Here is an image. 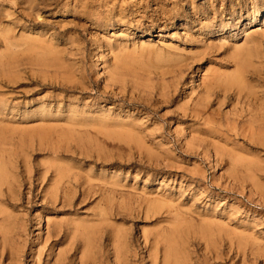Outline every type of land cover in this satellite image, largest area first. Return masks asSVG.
<instances>
[{"label":"rangeland","instance_id":"rangeland-1","mask_svg":"<svg viewBox=\"0 0 264 264\" xmlns=\"http://www.w3.org/2000/svg\"><path fill=\"white\" fill-rule=\"evenodd\" d=\"M0 83V264H264V0H0Z\"/></svg>","mask_w":264,"mask_h":264},{"label":"bare ground","instance_id":"bare-ground-1","mask_svg":"<svg viewBox=\"0 0 264 264\" xmlns=\"http://www.w3.org/2000/svg\"><path fill=\"white\" fill-rule=\"evenodd\" d=\"M32 43H33V41H32ZM38 47H39V46H38ZM235 71H236V70H235ZM236 73H237V74H235V75L232 77V78H233V81H235L237 78H239V73H240V72L237 71ZM9 77H10V76H9ZM5 78H6V77H5ZM15 81H16V80H15ZM15 81H14V82H15ZM0 84H1V83H0ZM0 86H2V85H0ZM4 86H5V85H4ZM125 132H126V131H125ZM127 134H128V133H127ZM126 137H127V135H126ZM10 166H11V165H10ZM46 168H47V166H46ZM37 171H38V170H37ZM21 172H22V171H21ZM13 173H14V172H13ZM56 174H57V173H56ZM56 174H55V175H56ZM58 174H59V173H58ZM61 174H63V173H61ZM30 177H31V176H30ZM58 178H59V177H58ZM60 179H61V178H60ZM62 179H63V178H62ZM39 181H40V180H39ZM33 185H34V184L32 183V186H33ZM34 186H35V185H34ZM33 188H34V187H33ZM32 190H33V189H32ZM32 190H31V191H32ZM26 192H27V191H26ZM30 197H31V196H30ZM32 197H33V196H32ZM30 199H31V198H30Z\"/></svg>","mask_w":264,"mask_h":264}]
</instances>
